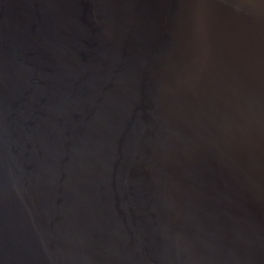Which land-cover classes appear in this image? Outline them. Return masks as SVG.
<instances>
[{
  "label": "water",
  "instance_id": "1",
  "mask_svg": "<svg viewBox=\"0 0 264 264\" xmlns=\"http://www.w3.org/2000/svg\"><path fill=\"white\" fill-rule=\"evenodd\" d=\"M0 264H264V0H0Z\"/></svg>",
  "mask_w": 264,
  "mask_h": 264
}]
</instances>
